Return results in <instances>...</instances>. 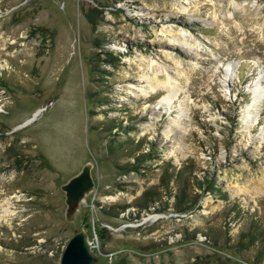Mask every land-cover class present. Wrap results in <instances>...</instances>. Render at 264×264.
I'll return each mask as SVG.
<instances>
[{
    "label": "rangeland",
    "instance_id": "obj_1",
    "mask_svg": "<svg viewBox=\"0 0 264 264\" xmlns=\"http://www.w3.org/2000/svg\"><path fill=\"white\" fill-rule=\"evenodd\" d=\"M78 231L94 264H264V0H0V264Z\"/></svg>",
    "mask_w": 264,
    "mask_h": 264
},
{
    "label": "trees",
    "instance_id": "obj_2",
    "mask_svg": "<svg viewBox=\"0 0 264 264\" xmlns=\"http://www.w3.org/2000/svg\"><path fill=\"white\" fill-rule=\"evenodd\" d=\"M103 54L105 55V58L102 59V61L109 63V64L113 63V57H112L111 53L103 52ZM92 69H94V70L96 69L95 65H93ZM106 102L107 101H105V103ZM141 143H142V140L138 141L135 145H132V144L129 145V143L127 141L115 142V140L112 139L110 141V143L108 144V150L115 157H120L122 155H126V156L134 155V160L137 163H139V162H142L146 158H150V156H151L150 151L135 155L136 152L140 149ZM128 166H131V164H129ZM183 170H186L185 167L184 168L182 167L176 171L172 167V169L169 172H167V178L170 176H173L174 178L177 177L178 179H180V176H181V173ZM206 183L208 184V182H206ZM201 185H202V182L197 183V186L199 188H202ZM208 186H210V185H208ZM198 195H199V193H196V192L189 194L188 191H186V188L184 186H181L174 195L175 201L173 204V209L176 212H183V211L187 210L197 201ZM156 200H158L157 195L148 196V197H146L145 202L141 204V206L146 208L148 205H150V203L153 204ZM123 208H124V206H121V210ZM256 231H257V228H255L254 230L247 231L246 233L243 232L241 234H242V237H245V239L254 241L255 240L254 234L256 233ZM241 239H243V238H241Z\"/></svg>",
    "mask_w": 264,
    "mask_h": 264
},
{
    "label": "water",
    "instance_id": "obj_3",
    "mask_svg": "<svg viewBox=\"0 0 264 264\" xmlns=\"http://www.w3.org/2000/svg\"><path fill=\"white\" fill-rule=\"evenodd\" d=\"M90 178L85 173H80L66 185L68 195L74 197L80 194L83 187L89 185ZM94 256L90 250L84 233L78 231L67 240L59 260V264H94Z\"/></svg>",
    "mask_w": 264,
    "mask_h": 264
}]
</instances>
